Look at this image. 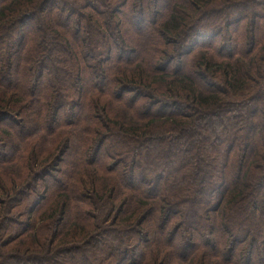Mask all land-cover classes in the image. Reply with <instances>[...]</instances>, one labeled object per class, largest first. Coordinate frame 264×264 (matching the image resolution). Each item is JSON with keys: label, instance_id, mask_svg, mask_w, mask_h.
Listing matches in <instances>:
<instances>
[{"label": "trees", "instance_id": "1", "mask_svg": "<svg viewBox=\"0 0 264 264\" xmlns=\"http://www.w3.org/2000/svg\"><path fill=\"white\" fill-rule=\"evenodd\" d=\"M0 264H264V0H0Z\"/></svg>", "mask_w": 264, "mask_h": 264}]
</instances>
